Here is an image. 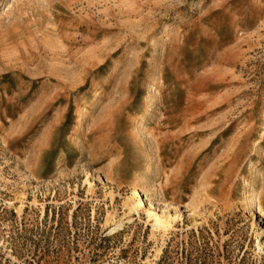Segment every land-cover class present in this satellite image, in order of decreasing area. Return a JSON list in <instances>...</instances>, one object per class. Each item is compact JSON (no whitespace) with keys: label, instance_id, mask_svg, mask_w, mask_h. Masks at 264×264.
I'll return each mask as SVG.
<instances>
[{"label":"rangeland","instance_id":"rangeland-1","mask_svg":"<svg viewBox=\"0 0 264 264\" xmlns=\"http://www.w3.org/2000/svg\"><path fill=\"white\" fill-rule=\"evenodd\" d=\"M0 264H264V0H0Z\"/></svg>","mask_w":264,"mask_h":264},{"label":"bare ground","instance_id":"bare-ground-1","mask_svg":"<svg viewBox=\"0 0 264 264\" xmlns=\"http://www.w3.org/2000/svg\"><path fill=\"white\" fill-rule=\"evenodd\" d=\"M171 29L170 28H167L166 30H164V32H168V31H170ZM152 47H153V49L155 50L156 48H157V46H158V44H157V40L156 39H154L152 42ZM135 198L136 197H138V198H140L141 197V195H140V193L138 192V190L137 189H135L134 190V195H133ZM132 198L130 201L132 202V207L131 208H133V210H138V208H140L141 207V200L140 201H138V202H136V199L135 198ZM135 200V201H134ZM129 201V202H130Z\"/></svg>","mask_w":264,"mask_h":264}]
</instances>
